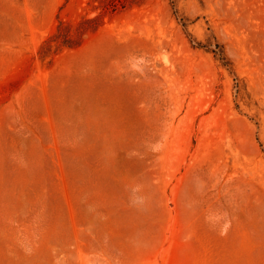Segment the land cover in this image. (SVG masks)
I'll list each match as a JSON object with an SVG mask.
<instances>
[{
  "label": "rangeland",
  "instance_id": "rangeland-1",
  "mask_svg": "<svg viewBox=\"0 0 264 264\" xmlns=\"http://www.w3.org/2000/svg\"><path fill=\"white\" fill-rule=\"evenodd\" d=\"M0 264H264V0H0Z\"/></svg>",
  "mask_w": 264,
  "mask_h": 264
}]
</instances>
